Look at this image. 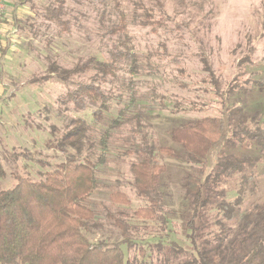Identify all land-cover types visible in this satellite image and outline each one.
I'll use <instances>...</instances> for the list:
<instances>
[{"label": "trees", "instance_id": "trees-1", "mask_svg": "<svg viewBox=\"0 0 264 264\" xmlns=\"http://www.w3.org/2000/svg\"><path fill=\"white\" fill-rule=\"evenodd\" d=\"M21 1L30 2L33 7L37 0ZM100 4L103 10L98 15V31L107 40L101 43L106 57H81L71 68L60 66L55 58H46V76L41 80H55L67 87L56 100L58 110L44 109V121H48L50 114L56 122L50 125V134L61 155L54 157L58 159L54 164L40 157L35 159L34 155L11 156L15 163L19 158L25 159L21 166L25 170L29 163H37L41 169L35 178L25 173L22 177L16 175L15 186L0 188V264H264V200L245 205L247 194L256 190L251 170L264 156L245 154L254 148L264 152V120L257 123L252 119L250 127L240 107H230L228 99H221L220 115L186 120L171 130V140L180 146L183 155L158 147L143 132L141 112L159 109L177 115L191 112L195 106L174 102L167 107L152 101L128 117V106H123L125 99L130 106L145 101L136 93L139 81L132 80L143 74L144 67L126 32L127 22L119 3L115 1L112 7L116 23L106 11L105 0ZM67 14L64 0H52L42 5L36 16L57 27L58 33H68L71 26H79V19L65 18ZM31 20L29 17L16 24H23V29L33 28V24H27ZM139 24L148 26L150 21ZM160 47L166 56V44ZM146 59L148 76L153 77L156 68L151 57ZM248 60L246 57L242 61ZM199 61L214 95L218 96L220 86L209 59L201 55ZM171 63L176 72L184 75L178 58H171ZM124 92L129 94L128 98ZM113 110L115 117L106 124V116ZM126 125L139 140L127 138L129 150L125 152L135 157L128 168L130 184L143 203L134 212L136 218L156 222L165 231L169 229L162 193L165 167L158 162V154L167 153L191 168L192 172L182 179L183 198L190 205L184 220L190 251L161 237L153 242L132 237L122 212H118L120 217L108 215L120 231L119 241L109 245L91 240L100 223L89 200L100 187L98 172L107 162L105 150L110 132ZM237 146L243 151L240 155L238 151L224 152ZM6 175L0 160V182ZM233 178L235 184L230 190L225 184ZM109 200L114 206L130 204L120 190H113Z\"/></svg>", "mask_w": 264, "mask_h": 264}, {"label": "rangeland", "instance_id": "rangeland-1", "mask_svg": "<svg viewBox=\"0 0 264 264\" xmlns=\"http://www.w3.org/2000/svg\"><path fill=\"white\" fill-rule=\"evenodd\" d=\"M64 1L68 12L65 18L77 17L79 26H71L68 33H58L57 27L36 16L37 12H41V6L52 0H37L33 4V20L27 23L33 24V28H24L27 57L22 71L13 79L15 99L20 106L7 113L6 125L0 123L6 131V137L0 138V160L7 174L0 182L2 190L15 186L16 175L22 177L25 173V176L35 178L41 169L37 163L27 164V170L21 168L26 160L19 158L16 163L13 162V153L34 155L35 159L40 157L52 164L58 160L54 157L61 155L50 134V125L56 122L50 114L47 115L48 121H44V109L58 110L56 100L63 96L67 87L55 80H41L46 76V58H55L60 66L71 68L81 57H106L101 43L107 40L98 31V15L103 10L100 2L103 0ZM115 1L124 13L126 32L144 67L143 74L132 80L139 81L136 93L145 101L130 106L125 99L123 106H128V117L136 115L141 107L152 104V101L164 103L167 107L174 102L195 106L193 111L177 115L159 109L141 112L143 132L158 147L183 155L180 146L171 140V130L186 120L220 115L223 99H228L230 107H240L250 127L252 119L257 123L264 120V0H105L106 11L111 21L116 23L112 10ZM147 13L151 18L147 17ZM148 20V26L139 24ZM158 23L160 27L156 25ZM153 29L156 31L153 32ZM162 44H166V56L160 47ZM201 55L209 59L219 82L218 96L214 95L201 70ZM148 57H151L157 71L153 77L148 76L150 69L145 68ZM246 57L249 60L242 61ZM171 58L179 59L184 75L176 72ZM32 80L43 82L33 83ZM128 95L124 92V96L128 98ZM114 117L113 110L106 116V124ZM36 126L41 128L36 129ZM130 137L139 141L135 134L129 132L128 125L110 132L105 150L107 162L98 172L100 187L89 200L95 206L100 223V228L90 236L91 240L109 245L119 241L120 231L113 226L108 215L120 217L118 212H122L132 237L143 238L147 242L161 237L164 241H176L184 250L190 251L184 227L190 205L183 198L182 179L187 172H192L191 168L167 153L158 154V162L165 167L162 193L170 220L169 229L165 231L156 222L136 218L134 212L143 203L130 184L128 168L135 159L134 155L125 153L129 150L126 139ZM238 148L229 147L224 152L238 151L240 155L243 151ZM245 155H264V152L254 148ZM204 171L208 173L209 170L206 168ZM251 173L256 180V190L252 195L247 194L246 207L264 200V156ZM234 184L235 178L229 179L225 186L232 190ZM113 190L125 193L130 204L114 206L109 200ZM232 195L231 199L234 198ZM124 252L126 254L125 248Z\"/></svg>", "mask_w": 264, "mask_h": 264}, {"label": "crops", "instance_id": "crops-1", "mask_svg": "<svg viewBox=\"0 0 264 264\" xmlns=\"http://www.w3.org/2000/svg\"><path fill=\"white\" fill-rule=\"evenodd\" d=\"M33 10L34 7L30 2L4 0L0 17V123H3L2 126L7 124L5 120L7 113L20 106L15 99L13 79L22 71L23 62L27 57L24 48L27 39L23 36V24H20L19 28L16 22L33 17ZM5 137L6 131L0 126V138Z\"/></svg>", "mask_w": 264, "mask_h": 264}, {"label": "built area", "instance_id": "built-area-1", "mask_svg": "<svg viewBox=\"0 0 264 264\" xmlns=\"http://www.w3.org/2000/svg\"><path fill=\"white\" fill-rule=\"evenodd\" d=\"M3 8H4V0H0V17L2 15Z\"/></svg>", "mask_w": 264, "mask_h": 264}]
</instances>
